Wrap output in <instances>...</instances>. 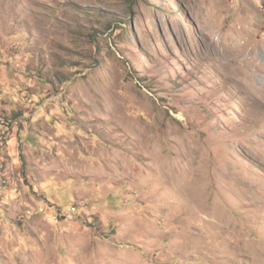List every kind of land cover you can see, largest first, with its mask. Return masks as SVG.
I'll return each mask as SVG.
<instances>
[{"label":"rangeland","instance_id":"374dc122","mask_svg":"<svg viewBox=\"0 0 264 264\" xmlns=\"http://www.w3.org/2000/svg\"><path fill=\"white\" fill-rule=\"evenodd\" d=\"M0 264H264V0H0Z\"/></svg>","mask_w":264,"mask_h":264},{"label":"bare ground","instance_id":"6f19581e","mask_svg":"<svg viewBox=\"0 0 264 264\" xmlns=\"http://www.w3.org/2000/svg\"><path fill=\"white\" fill-rule=\"evenodd\" d=\"M76 211V208L75 207H72L71 209H70V213H74Z\"/></svg>","mask_w":264,"mask_h":264},{"label":"built area","instance_id":"2783aa9c","mask_svg":"<svg viewBox=\"0 0 264 264\" xmlns=\"http://www.w3.org/2000/svg\"><path fill=\"white\" fill-rule=\"evenodd\" d=\"M68 214H70V209L67 211Z\"/></svg>","mask_w":264,"mask_h":264}]
</instances>
